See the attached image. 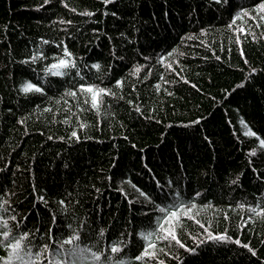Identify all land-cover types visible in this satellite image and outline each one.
<instances>
[{"label": "trees", "instance_id": "16d2710c", "mask_svg": "<svg viewBox=\"0 0 264 264\" xmlns=\"http://www.w3.org/2000/svg\"><path fill=\"white\" fill-rule=\"evenodd\" d=\"M261 3L0 0V224L34 260L48 244L43 264H264ZM60 58L77 67L46 75ZM81 85L114 95L93 108ZM75 233L90 251L53 256Z\"/></svg>", "mask_w": 264, "mask_h": 264}, {"label": "snow or ice", "instance_id": "6c2138e0", "mask_svg": "<svg viewBox=\"0 0 264 264\" xmlns=\"http://www.w3.org/2000/svg\"><path fill=\"white\" fill-rule=\"evenodd\" d=\"M114 2V0H105V3H112ZM217 3H220L221 0H216ZM45 3H48V0H45ZM65 7H67V5H65ZM260 9L261 11H264V3H261L260 5ZM83 15H94V13H82ZM113 15H115V13H113ZM244 15H248V13H244ZM262 19H264V17H262ZM61 23H64V21H61ZM67 23H71V21H68ZM45 44L48 43L47 40L43 41ZM64 55L65 57H70L71 53L68 52L67 47L64 48ZM169 55H171V53H169ZM241 55L243 56V52L241 51ZM44 58L42 56V54L40 56H32L30 58L29 61H24L25 63L31 62V63H35L38 59H42ZM164 58H161V62L163 63ZM245 63H247V61H245ZM77 65L73 60L70 59H65V58H60L58 59L55 63H52L48 66H46L45 68V74L48 75H52V76H65L67 75V71L68 69L71 68H76ZM92 68H95L97 70L100 69V65L99 64H93L91 66ZM168 67H171V65H168ZM140 68H136V72L139 73L140 72ZM79 75V73H77ZM123 81H117V85L118 86H123ZM21 91L25 94H29V93H40L43 94L44 89L40 86H38L35 83L32 82H27L26 84H24L21 88ZM80 91L81 92H86V93H91V106L93 108H97L99 107L100 104V100L99 97L101 96V94L103 95H114V93H111L109 90L105 89V88H97L96 86H85V85H81L80 86ZM68 95H72V96H76L75 92H70L67 93ZM85 104L88 103V100L84 101ZM137 111H139V109H137ZM21 123H23V121H20ZM198 123V121H197ZM83 127V125H82ZM250 136L255 137L257 134L255 132H249L247 133ZM72 137H76L77 139H79V137L77 136V132L73 131L71 133ZM51 138V137H50ZM260 145L264 146V139H261L259 141ZM253 155H255V153H252ZM235 183V181H234ZM6 203V202H5ZM64 201H61V204H63ZM0 210L2 211H7L6 208H4L3 205H0ZM161 212H164L165 209L164 208H160L159 209ZM253 211H255V209H253ZM177 213L176 212H172L171 213V217H176ZM12 220H15L16 217L12 216L11 217ZM165 222H167V219L165 220ZM0 227H2L4 229V231L2 233H0V235H2L3 240L0 241V244H5L6 242V247L8 249H10L7 258L4 259V264H43V261H40V257L44 256L45 258H47V253L49 250V245L45 244L43 246V248L39 249L36 253V259H33V253H32V249L30 247L32 241L29 237V233L28 232H24L20 235H12L11 234V229L8 227V223L7 221H4L2 224H0ZM161 230L165 231V234L163 235V237L161 238L162 240H168L169 237H171L172 240H174L177 244L180 245V247H184V245L180 242V240L176 237V235L174 234V232H170L164 229L163 223L161 224ZM203 227V225H202ZM101 236H103V233H101ZM151 237V233L148 234L147 237L145 238H150ZM210 240H215L216 242H225L227 241L228 237L226 235H219V236H213L212 234L209 233V237ZM80 241H81V236L79 233H75L73 235H71L70 237L63 239L62 241L59 242V245L57 247V249L55 250V252L53 253V256H60L63 252H66L67 257L72 258V257H82L83 253L90 251V249L88 247H80ZM236 244H241V242L239 240H235L234 241ZM201 243H203V241H201ZM64 245H70L72 247H70L69 249H64ZM95 245H93L94 247ZM244 248H248V250L252 253V255H256L255 251L253 249H251L249 247L248 244H243L241 245ZM149 247H155V245H149ZM110 251L112 253H118L121 251V249L119 247L116 246H112L110 248ZM189 251H192L191 249H189ZM145 255H148V253H145ZM92 256L94 257V259L96 261H100L101 260V256L97 255L95 252L92 253ZM137 259H140V257H137ZM48 264H75V260L72 259H68V260H49Z\"/></svg>", "mask_w": 264, "mask_h": 264}, {"label": "rangeland", "instance_id": "374dc122", "mask_svg": "<svg viewBox=\"0 0 264 264\" xmlns=\"http://www.w3.org/2000/svg\"><path fill=\"white\" fill-rule=\"evenodd\" d=\"M170 228H171V227H170ZM170 228H168V229H166V230L171 232V229H170ZM169 238H171V237H169Z\"/></svg>", "mask_w": 264, "mask_h": 264}]
</instances>
